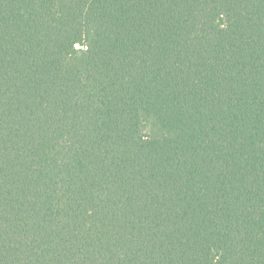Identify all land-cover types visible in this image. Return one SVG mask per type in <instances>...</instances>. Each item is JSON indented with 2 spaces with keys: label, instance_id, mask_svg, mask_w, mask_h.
Masks as SVG:
<instances>
[{
  "label": "trees",
  "instance_id": "16d2710c",
  "mask_svg": "<svg viewBox=\"0 0 264 264\" xmlns=\"http://www.w3.org/2000/svg\"><path fill=\"white\" fill-rule=\"evenodd\" d=\"M0 264H264V0H0Z\"/></svg>",
  "mask_w": 264,
  "mask_h": 264
}]
</instances>
